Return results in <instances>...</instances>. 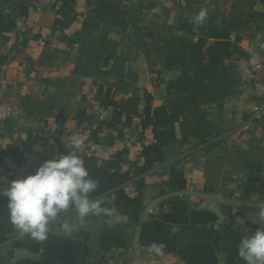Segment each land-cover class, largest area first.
I'll return each instance as SVG.
<instances>
[{"label":"crops","instance_id":"obj_1","mask_svg":"<svg viewBox=\"0 0 264 264\" xmlns=\"http://www.w3.org/2000/svg\"><path fill=\"white\" fill-rule=\"evenodd\" d=\"M97 1L0 0V83L17 98L15 115L0 122V189L66 154V138L76 136L98 182L90 198L118 215L80 223L70 209L61 214L77 224L70 238L53 225L37 241L19 235L0 195V264H245L237 246L264 207V23L248 13L264 12V0L216 1L225 14L241 4L247 24L231 40L249 53L251 69L210 110L221 133L207 150L181 138V108L167 103L166 83L179 72L151 66L135 37L141 26L170 22L184 0H106L137 19L107 34L135 75L118 83L108 73L109 53L96 58L82 47ZM94 234L97 251L90 250ZM197 236L203 239L177 240Z\"/></svg>","mask_w":264,"mask_h":264},{"label":"trees","instance_id":"obj_2","mask_svg":"<svg viewBox=\"0 0 264 264\" xmlns=\"http://www.w3.org/2000/svg\"><path fill=\"white\" fill-rule=\"evenodd\" d=\"M201 9L208 10V18L202 25H196L194 18ZM248 19L264 23V12L250 11ZM245 20L241 4L232 6L225 14L215 1L184 0V6L170 22L141 26L139 29L143 31L135 36L142 53L152 55L151 66L179 72L176 79L166 83L167 103L181 108L177 121L181 138L195 139L206 150L220 144L215 139L221 130L217 121L210 118V110L220 109L241 84L244 71L251 69L249 53L242 49L237 37L231 40V35L246 27ZM136 24V17L127 15L116 2L106 0H98L83 23V37L89 39V45L82 47L96 58L109 53L113 61L108 73L116 83L133 80L135 75L125 70V57L114 53L113 41L107 34L122 32ZM261 30L264 34V25ZM95 41L99 43L96 47ZM84 66L87 64L77 65L76 69ZM259 125L264 130V116Z\"/></svg>","mask_w":264,"mask_h":264},{"label":"clouds","instance_id":"obj_3","mask_svg":"<svg viewBox=\"0 0 264 264\" xmlns=\"http://www.w3.org/2000/svg\"><path fill=\"white\" fill-rule=\"evenodd\" d=\"M207 18L208 10L201 9L194 23L202 25ZM66 140L69 149L66 154L45 160L33 174L13 179L0 189V195L7 198L8 220L21 236L44 241L50 228L56 225L60 234L70 238L77 224L61 220V214L70 209L75 210L80 223L91 216L118 215L114 207L106 209L90 198L98 182L91 178L79 154L83 141L76 136ZM237 223L243 224V221L238 219ZM253 223H264V207ZM237 254L245 264H264V228L251 233L245 231Z\"/></svg>","mask_w":264,"mask_h":264},{"label":"built area","instance_id":"obj_4","mask_svg":"<svg viewBox=\"0 0 264 264\" xmlns=\"http://www.w3.org/2000/svg\"><path fill=\"white\" fill-rule=\"evenodd\" d=\"M255 111L259 108L255 107ZM17 111V98L14 94L5 91L0 83V122L5 121L15 115ZM257 228H264V223H258L253 231Z\"/></svg>","mask_w":264,"mask_h":264},{"label":"water","instance_id":"obj_5","mask_svg":"<svg viewBox=\"0 0 264 264\" xmlns=\"http://www.w3.org/2000/svg\"><path fill=\"white\" fill-rule=\"evenodd\" d=\"M97 239H98V236L96 235V234H94L91 238H90V241H91V244L93 245L92 247H90V250L91 251H97L98 249H97V247H96V244H97ZM202 240L203 239V237H199V236H197V237H188V238H186V239H177L178 240V242H181V243H184L185 241H191V240Z\"/></svg>","mask_w":264,"mask_h":264},{"label":"rangeland","instance_id":"obj_6","mask_svg":"<svg viewBox=\"0 0 264 264\" xmlns=\"http://www.w3.org/2000/svg\"><path fill=\"white\" fill-rule=\"evenodd\" d=\"M208 2L212 3V2H216L217 0H207ZM217 3V2H216ZM218 5V4H217Z\"/></svg>","mask_w":264,"mask_h":264}]
</instances>
